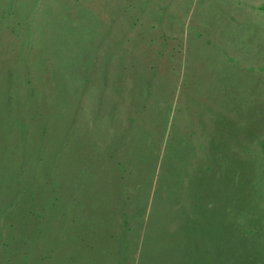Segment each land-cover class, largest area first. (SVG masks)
<instances>
[{"label": "rangeland", "instance_id": "374dc122", "mask_svg": "<svg viewBox=\"0 0 264 264\" xmlns=\"http://www.w3.org/2000/svg\"><path fill=\"white\" fill-rule=\"evenodd\" d=\"M0 264H264V0H0Z\"/></svg>", "mask_w": 264, "mask_h": 264}, {"label": "crops", "instance_id": "0c3cea01", "mask_svg": "<svg viewBox=\"0 0 264 264\" xmlns=\"http://www.w3.org/2000/svg\"><path fill=\"white\" fill-rule=\"evenodd\" d=\"M253 7V6H252ZM230 17H227V19H229ZM195 37V36H194ZM202 37H203V39H202ZM197 39H201L200 40V45H205L206 46V42H207V47H210V46H212V48L213 49H215V50H220V48H219V46L216 44V43H218V41L219 40H216L214 37H212V42L210 41V40H208L207 41V39L205 38V36H203L202 34H199L198 36H196L195 37V42L194 43H192L193 44V46H195L196 48L197 47H200V45H199V43H198V41H197ZM197 42V43H196ZM149 45H151V44H149ZM222 50H224V52L226 53V48H224V49H222ZM228 51L229 52H232V53H237V46L236 45H233L232 47H229L228 48ZM227 55V54H226ZM173 63V62H172ZM171 66H173V64H171ZM138 67V66H137ZM136 67V68H137ZM135 68V69H136ZM163 68V67H162ZM163 70V69H162ZM161 70V72H164V71H162ZM132 71H134V73L136 72L133 68H130V72H132ZM167 72H169V71H167ZM165 73V72H164ZM163 76V75H162ZM166 77V76H165ZM167 77L170 79V75H167ZM171 77H173V75H171ZM136 78V76H134V79ZM133 81V80H132ZM168 81V80H167ZM163 82H165L164 80H163ZM135 85L136 86H139V84L138 83H136L135 82ZM162 86H164L163 88L165 89V83H162ZM164 93H166V90H164L163 92H162V97H164V98H166L167 99V95H164ZM126 100H128V97H125L124 98V104H125V106H126ZM162 103H163V101H158L157 102V109H156V116H155V118L160 114L159 112H161L162 113ZM164 103H167V101L166 102H164ZM130 106L131 107H133L132 106V104L130 103ZM140 109H142V108H140ZM133 112V111H132ZM133 114H134V112H133ZM165 121L166 120H162V119H156V123L155 122H152L153 123V126L151 127H149V129L147 130V135H149V136H155V135H159V134H161V132H162V130H163V126H164V124H165ZM163 122H164V124H163ZM202 132H204V131H202ZM226 132V131H225ZM199 135H200V137L192 144V147H203V145H204V143H205V141H206V138L208 137V136H206L204 133L203 134H201V133H199ZM222 135V134H221ZM241 138H242V136H241ZM225 143V144H224ZM243 147V143L242 142H240V139L238 138V135L236 134V141H232V136L229 134V133H223V135H222V137H221V140H220V147ZM210 147H212V146H210ZM45 149V147H40V149ZM41 157L43 158V160L45 159V153H43V156H40V160H41Z\"/></svg>", "mask_w": 264, "mask_h": 264}]
</instances>
